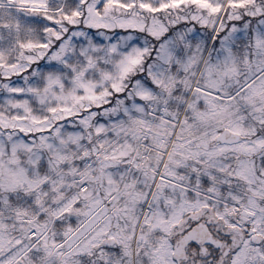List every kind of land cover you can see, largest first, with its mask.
Returning <instances> with one entry per match:
<instances>
[{
  "label": "snow or ice",
  "instance_id": "1",
  "mask_svg": "<svg viewBox=\"0 0 264 264\" xmlns=\"http://www.w3.org/2000/svg\"><path fill=\"white\" fill-rule=\"evenodd\" d=\"M0 264H264V0H0Z\"/></svg>",
  "mask_w": 264,
  "mask_h": 264
}]
</instances>
